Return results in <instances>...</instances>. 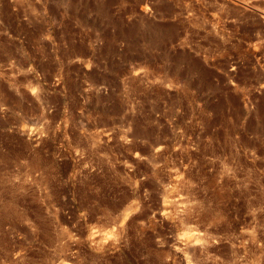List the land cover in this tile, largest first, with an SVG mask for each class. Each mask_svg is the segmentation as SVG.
I'll list each match as a JSON object with an SVG mask.
<instances>
[{
	"label": "rangeland",
	"instance_id": "374dc122",
	"mask_svg": "<svg viewBox=\"0 0 264 264\" xmlns=\"http://www.w3.org/2000/svg\"><path fill=\"white\" fill-rule=\"evenodd\" d=\"M0 264H264V0H0Z\"/></svg>",
	"mask_w": 264,
	"mask_h": 264
}]
</instances>
